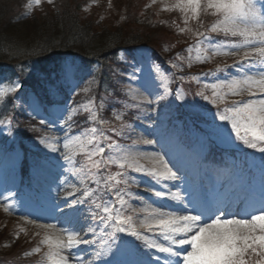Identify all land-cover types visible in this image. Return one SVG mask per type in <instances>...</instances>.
I'll use <instances>...</instances> for the list:
<instances>
[{"label":"snow or ice","instance_id":"1","mask_svg":"<svg viewBox=\"0 0 264 264\" xmlns=\"http://www.w3.org/2000/svg\"><path fill=\"white\" fill-rule=\"evenodd\" d=\"M156 2L152 0L153 4ZM47 3L52 5L54 0H47ZM41 4L42 0H28L25 7L30 13ZM163 10L179 12L184 27L177 25L178 32L191 33L195 39V44L186 49L188 56L177 55L175 60L186 59L191 67L193 63H211L216 57L232 58L231 64L225 62L210 70L206 75L215 76V82L204 84L195 95L216 109L214 118L221 122L216 126L221 133L234 136L245 148L264 154V0H171ZM202 17L213 19L205 25ZM190 22H196L195 30L189 26ZM221 36L223 39H217ZM118 59L128 67L112 68L111 72L119 83H123L124 94L134 101L126 103L125 108L149 113L173 94L169 87L171 78L159 65H152L149 74L143 73L142 65L148 60L146 52L133 55L131 63L124 52ZM171 67L183 71L175 62H171ZM19 70L25 72L27 69L21 65ZM84 73L91 79L81 88ZM47 75L50 81L46 93L50 97L48 104L55 110L50 111L38 94L26 95L24 102L28 115L39 125H29L33 132L43 133L57 122L65 129L62 148L59 137L38 136L39 144L51 153H59L64 165L46 159L43 163L36 162L35 168L37 174L45 166L62 168L77 183H70L67 177L60 180L65 189L70 188L65 194V204L72 211L63 213L67 227L24 218L26 224L37 229L34 236L40 237L35 246L23 253L25 258L38 255L39 264H264V183L258 196H246L243 200L222 195L209 198L201 193L189 201L191 208L184 203L180 192H169L165 197L164 192L145 185V192L177 202L183 209L164 210L153 206L127 191L140 184L130 173H138L166 186L164 181L181 180L179 169L174 170L163 155L139 149L141 144L154 145L156 141L143 136L133 138L135 128L125 121L126 112L113 113V120L118 123L100 115L106 104L103 97L97 104L94 86H98L99 81L91 69L76 64L75 60L61 59ZM53 75L54 81L51 80ZM120 77H126V83L120 81ZM189 79L200 82V77L195 75ZM21 88L19 80L0 87V106L7 104L6 98ZM65 88L77 96L82 91L88 96L87 103L78 107L57 106L54 98ZM184 98L182 90L175 92V99ZM19 99L12 97L13 109L21 107L17 103ZM81 110L86 122L99 127L90 126L80 135H70L74 117L81 114ZM42 112L45 114L41 115ZM146 118L151 121L150 115ZM0 125L9 130L13 125L20 126L12 114L0 120ZM126 129L129 130L127 133ZM114 137L130 139L131 144H121ZM77 157L83 159L78 161ZM113 167L117 170L113 171ZM261 169L264 172V158ZM93 184L96 187H91ZM104 192L112 196L103 199ZM9 199L5 196L4 201H0V208L12 214L13 205L6 202ZM130 199H140L143 206L134 207ZM86 203L91 223L82 224L79 206ZM20 233L28 235L23 227L16 233V238ZM120 234L140 242L143 251L131 241L121 239Z\"/></svg>","mask_w":264,"mask_h":264},{"label":"rangeland","instance_id":"2","mask_svg":"<svg viewBox=\"0 0 264 264\" xmlns=\"http://www.w3.org/2000/svg\"><path fill=\"white\" fill-rule=\"evenodd\" d=\"M57 0H54V3ZM60 2H64L65 0H59ZM81 6L82 9L80 11V19L83 23H88L93 30L100 31V30H114L116 28H120L122 24L125 23L126 20L129 19L128 16L136 15V13L132 14L135 10L134 8V0H111V4H109V0H77ZM141 2L146 0H140ZM12 5H14L13 8L20 7V0H11ZM159 2V12L158 15L155 14L154 19L155 20H163L162 22H157L154 25L156 26V29H147L146 26L143 24V31L145 33L146 31H149L152 33V38H154L155 43L157 42L158 45L162 46V49H168V44L173 42L174 44L177 43L178 45L187 44L188 47L195 44V39L192 36L191 33H185L180 34L177 30V25L171 22V12L164 11L163 8L166 3H170L171 0H158ZM90 6V7H89ZM60 8V3L54 6V4L50 5L47 3V0H42V4L40 7H34L32 11L29 13L33 15L39 23L41 21L46 20L48 16L52 13H55ZM87 8V11H84V9ZM157 9V11H158ZM142 13V12H141ZM140 13V14H141ZM179 13V12H178ZM30 16V15H29ZM153 18V17H152ZM167 18L169 20L167 21ZM202 19L205 22V25L209 24L208 19L206 17H202ZM181 21L182 26L184 27L182 22V16L179 13V19ZM145 21V20H144ZM190 27H192L194 30L197 28L196 22H190ZM141 28V27H140ZM126 29L125 31L127 32ZM159 40V42L157 41ZM217 39H223V37H217ZM156 44V45H157ZM134 52L130 56H128L129 60L128 63H131V57L133 55H136L138 52H146L148 56V60L146 63L142 65L143 73L145 75L149 74L151 72L152 65H159L164 71L165 75L170 76L171 83L169 87L173 90V94L168 97L166 101L161 102V104L156 108L154 111H150L149 113H140L141 118L143 119V122L140 123V121L135 119L134 115L136 113V109L134 108H125L124 105L132 104L134 101H131L127 95L124 94V91L121 89L123 88V83L118 82V78L114 76L111 72L112 68H126L128 67V64H126L124 61L119 60L118 58H115L114 61H112L108 67H103L102 65H93V68L91 69L92 72L96 74L97 80L99 81L98 86H94V93L97 97V104L99 103V100L101 97L104 98L106 108L100 113V115L112 121L113 123H118L113 120V113L114 112H126L125 121L128 124H131L134 126L135 131L132 132L133 138H139L140 136H143L144 138L153 139L156 141L154 145H139V149L143 152L151 153V152H157L160 155H163L166 160L170 161V166L174 167L175 169H179V173L181 175V180L177 182H169L164 181L163 184L166 186H161L160 184L155 183L154 181H151L149 178L144 177L138 173H130L131 176L136 177L140 184L133 185L132 187H129L127 189L128 192L132 193L133 196L140 197L143 200L147 201L148 203H151L153 206H159L162 207L164 210H167L163 204L159 203L160 199L153 196L150 192H145L144 187L145 185H150L152 188L158 191H162L165 193V197L169 194V192H180V194L184 198V203L187 204L193 196H197L198 188L197 184L199 181L203 180V177L201 176L202 173L198 172L200 167L198 166V162H196V156L188 155L186 152H183L179 147L182 146L179 143V147L177 145H172L171 137H164L162 140H158L157 138L160 137L162 134L161 132V124L164 123V120H168L173 115L175 118L179 117L181 121L188 120L192 121L198 125H203L206 127V129L211 128V135L210 137L217 141L219 145L224 146H231V147H238L241 148L242 145L235 140L234 136H229L227 133H221L219 129L216 127L217 125H220L221 122L214 118L215 108L211 107V104H207L206 101L201 100L200 97L196 96L195 93L203 87L198 84V88L196 90H191L187 88V84L190 83L192 85L197 84L196 81H190L191 75L188 74L187 77L185 75H182V72H178L181 76L185 77L184 80H181L177 73H171L168 72L164 66L160 65L157 62L156 53L152 54L148 48H144ZM171 50V48H169ZM193 57H195L196 53H192ZM187 56L184 55V58ZM226 60H229L231 63L232 58H224V57H216L214 58L211 63H207L209 66H214L216 64L225 63ZM184 61L187 63V60H182L181 63H184ZM171 62H175L172 59H170L169 64L171 65ZM230 64V63H229ZM201 65V64H200ZM50 67L48 68V70ZM229 71H233L232 69H229ZM34 72H37L35 70ZM40 73V71H39ZM190 73V72H188ZM85 79L83 80L81 84V88L87 86V81L91 79L90 76L87 75V73L82 74ZM153 76H155V73H152ZM195 76L199 77L198 71L195 72ZM21 83L22 81L18 79ZM55 80V77L52 79ZM120 81H123L126 83V77H120ZM14 80H11L9 76L0 75V87L9 84ZM156 83L159 84V80H156ZM192 85L190 87H192ZM50 86L45 84L43 82L42 89L39 91H43L44 93H47V89ZM66 92L64 91L57 95V98H54L57 100L58 103L61 105H69L72 107H78L80 104L87 103L88 96L84 94L82 91L80 92V95H75L72 91H69L67 88H65ZM177 90H182V94L184 95L183 100H177L175 99V92ZM76 91H80V89H77ZM162 92L163 90L160 89ZM106 93L110 95H106ZM193 93V94H191ZM14 94H10L9 96H14ZM32 95V94H31ZM88 95H92V93H89ZM8 98V97H7ZM6 98V99H7ZM18 104H20L21 107L15 108V118L19 122V127L17 129L21 134H23L27 139H30L28 136L31 137V141L27 143V149L29 151V154L32 158V160L39 161L43 163L46 159H51L53 162H59V164L64 165L63 159L60 157L59 153H51L46 148H44L41 144L38 142V136L39 135H51L56 136L60 138V145L62 148V142L63 138L65 136V129L60 127L59 122H57L54 126L50 128L44 129L43 133H35L31 130L29 125L39 127L38 124L34 120L31 119V117L27 114H24L25 112L22 111L24 109L26 111V104L23 101H17ZM45 106H48V104H45ZM202 106V107H201ZM1 107V106H0ZM2 109V107L0 108ZM130 109H133L134 111L131 113ZM52 109L51 111H54ZM27 113V111H26ZM45 113H41V115H44ZM151 116V121H149L146 117ZM5 117V115H3ZM205 119V120H204ZM4 120V119H3ZM75 124L72 127V129L69 130L70 135H80L81 132L90 127L95 126L99 127V125H90L85 120V114H83L81 110V114H78L74 117ZM210 120V122H206ZM16 127V126H15ZM14 125L11 128V130L5 128L3 125H0V201H4L5 196L10 197L7 203H10L13 205V212L12 214L5 213L2 208H0V228L2 227L3 233H5V239L8 240V246L2 250L0 249V257L5 258L6 255H10L11 258H14L13 261H18L19 264H39V262H36L35 259H39L40 257L38 255H34L32 257L25 258L24 256L18 257L14 252L12 251L18 250L17 247H21L26 250H30L37 241L40 239V237H35L34 232L37 230L35 227L31 224H26L24 222V218L27 219H34L37 221V223H57L58 225L68 226L67 223L63 220V213L64 212H71L72 209H69L65 204V194L66 191H69V189H65L61 184L60 180L64 179L65 177L68 178V181L70 183H77L75 178L72 177L69 173H64L62 168H49L47 166L44 167V169L37 174V180L36 183L38 185V189L40 190L41 196L45 195L46 200H41L43 205H45L47 208L49 207L50 212L44 211L40 209V212H36L34 210L35 208L31 206V204L28 203L27 200L23 199L21 202H17L16 197L14 195L15 189L17 190V182H18V170L20 166V152L19 146L17 144V137L13 132ZM126 129V133H127ZM160 131V132H159ZM229 133H230V127H229ZM121 144L128 145L131 144L130 139H125V141H119ZM8 146L10 149L14 148L15 150L8 151L6 150L5 146ZM243 148V147H242ZM248 153H252L248 152ZM250 157V155H248ZM83 157H77V160H82ZM66 166V165H65ZM117 169H115L116 171ZM206 181V180H204ZM195 182V183H194ZM229 181L224 180V183L218 184L219 190L217 192H214L216 196L222 195L225 196L231 189L228 187ZM77 186H79L77 184ZM91 187H93L91 185ZM121 188H124V185H120ZM40 196V197H41ZM156 198V199H155ZM245 198L244 195H240L239 200H243ZM72 199V198H69ZM128 199V197H126ZM167 199V198H166ZM157 200L159 202H157ZM170 204L172 205H179L183 207V205L178 204L177 202L171 201L170 199H167ZM129 202L134 207H142L140 199H130ZM191 204V203H190ZM59 205V207H56ZM188 205V204H187ZM80 207V218L81 223H91V217L89 216V212L87 210V206L81 205ZM119 207V205H117ZM235 207V206H234ZM54 209V211L52 210ZM63 209V211H61ZM176 211H179V209H175ZM37 211H39V208H37ZM63 221V222H62ZM62 223V224H60ZM23 227L25 228L28 235L26 236L24 233L19 234V238H16V233L19 232V229ZM29 239V240H28ZM26 240L27 242H24ZM29 244V246H27ZM17 246V247H15ZM88 252H91V249H87ZM17 257V258H16ZM30 258H33L30 259Z\"/></svg>","mask_w":264,"mask_h":264},{"label":"trees","instance_id":"3","mask_svg":"<svg viewBox=\"0 0 264 264\" xmlns=\"http://www.w3.org/2000/svg\"><path fill=\"white\" fill-rule=\"evenodd\" d=\"M27 3L28 0H20L18 9L16 7L13 8L14 5H12L11 0H0V75L9 76L11 80L20 79L22 81L21 90L14 95L20 98L19 101L24 102L26 95H39L43 82L47 85L50 84L47 74L61 59L75 60L76 64L84 65L87 68L98 64L108 67L115 58L119 57L121 52H124L128 57L134 52L143 49L142 47H146L152 54L156 53L155 56L158 62L166 66L167 69H172L168 63L173 58L175 63L178 62L180 64L186 77L188 74L194 76L195 72H201L199 70L205 68L194 63L192 68L189 69L184 63H181L182 60L181 62L175 60L177 55L181 57H184V55L188 56L186 51L188 48L187 44L177 46V43L171 42L167 45L171 50L169 48L162 49V44L158 45L157 42L155 43L156 40L152 38V33L146 30L144 33L143 24L147 29H156L154 24L163 21L154 19L155 14L158 15V8H160L158 0L155 4L152 3V0L144 2L134 0L133 10L135 11L132 14L137 12L136 15L128 16L129 19L119 29L100 31L93 30L87 22L83 23L81 21L79 14L82 6L77 0H65L64 2L57 0L54 6L60 3V8L55 13L50 14L46 20L41 21V23L33 15L29 14L25 7ZM170 14L171 22L182 26V24H179L181 21L178 20L179 13L173 11ZM206 18L209 23L213 19L212 17ZM168 20L169 18H167ZM126 29L130 30L126 32ZM157 41L159 42L158 39ZM29 50L30 54H28ZM21 65L27 69L25 72L19 70ZM49 67L50 69L48 70ZM35 70L38 73L34 72ZM173 71L177 73L176 70ZM54 77L53 75L51 80ZM191 85L188 83L187 88L192 90L198 88V83L190 87ZM39 96L44 100L45 104H48L50 97L46 93L41 91ZM12 97L9 96L7 98L8 103L1 106L0 120L5 119L3 115L12 114L15 116L12 107ZM130 111L132 113L134 110L130 109ZM13 132L18 139L17 143L25 151L26 172L24 174L28 175L29 167L31 165L35 166L37 162L32 160L27 149V143L31 141V137L28 136L30 139H27L15 125ZM190 132L191 130L187 127L182 131V134L187 138ZM107 134L112 135L111 132H107ZM114 139L118 140V137H114ZM191 139L193 140V138ZM210 147L208 145L203 149L205 154L213 153L214 151L218 153L222 150L218 149V147H213V149ZM7 242L8 240L5 239V233H3L1 227L0 249L4 250L6 245H8ZM24 242L27 241L24 240ZM17 248L16 253L12 249L13 254L23 257L25 251L22 246ZM14 258H11L10 255H6L5 258L0 257V264H19L18 261H13ZM30 259L33 260V258ZM35 261L39 262V259H35Z\"/></svg>","mask_w":264,"mask_h":264}]
</instances>
